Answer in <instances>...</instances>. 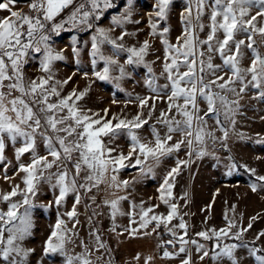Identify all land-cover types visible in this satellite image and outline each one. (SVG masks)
Masks as SVG:
<instances>
[{
    "label": "rangeland",
    "instance_id": "rangeland-1",
    "mask_svg": "<svg viewBox=\"0 0 264 264\" xmlns=\"http://www.w3.org/2000/svg\"><path fill=\"white\" fill-rule=\"evenodd\" d=\"M4 2L7 0H0V3ZM30 3L31 0H15V3L9 4V8L11 11L32 15L33 13L29 11ZM155 3L156 0H133L132 21H139V23L128 22L117 27L112 23V17L120 16L127 11V5L124 0H115L117 6L107 10L100 20L93 21V28H72L66 24L64 29L58 35H53L50 41L53 53L63 56V59L53 61L51 65L53 79L50 83L64 81L71 77L67 84L57 85L60 97L68 96L73 89L77 94L86 90V94L76 102L75 106L81 113L94 119L102 117L104 120H112L113 124L118 122L114 117L131 121L140 114L141 119L147 120V123L134 131L141 142L150 145L155 143L152 134L153 127L160 133L161 138L167 134V128L163 124L157 123L161 110L168 112L167 97L171 90V82L166 78L167 74L164 73L163 68L165 45L162 43V39H167L170 44L175 45L177 38L180 37L182 42L184 24L181 20V13L185 7V0H174V3L169 6L167 19L159 22L157 32H161L165 27L169 29L163 37L151 35L148 23L150 16L156 22ZM258 10V8H253L252 14L254 15ZM70 11L71 7L65 9L54 22L58 23L66 18ZM4 19H14L7 9L0 10V21ZM201 22L205 28L202 32L197 30L198 35L200 39H206L209 32L207 9ZM97 28L110 30L111 39L118 37L122 31L130 33L131 35H127L123 41H119L124 44L125 48H139L147 40L149 49L144 58L145 63L128 65L125 63L127 52H120L116 55L110 44H101V53L104 56H111L124 65L128 74L116 79L120 77V73L113 67L110 73L113 79L97 80L93 72L102 71L105 66L104 61L99 60L98 57L96 65L92 64V37L97 35ZM217 35L223 39V33H217ZM235 38L237 40L244 39L247 42V36L243 33H238ZM256 39L259 41L261 38L257 36ZM203 50L206 52L207 46H204ZM258 50L264 54V45H261ZM242 51L244 55L241 58L240 66L247 68L250 66L253 56L247 48H243ZM41 58L42 54L35 53L27 58V63L23 68L26 81L47 75L39 67ZM213 63L222 64L218 54H213ZM145 65L152 68L151 73L148 72ZM180 71H186V68L181 66ZM162 73L164 74L162 75ZM217 75H224L227 79L231 73L227 68H224ZM213 78L212 76L207 77V79ZM149 79L153 80V87L156 91H152L148 87L146 81ZM247 79L250 80L251 77L248 76ZM240 86L239 82L232 85L236 92H239ZM213 91L226 96L229 102H238V106L237 104L230 105L235 111L227 118L225 107L219 101L216 103L221 125L228 132L226 139L223 138V131L216 124L215 118H208L205 130L213 133L216 139L206 137L202 145L195 141L193 143V149L203 148L205 150L206 154L203 157H198L195 151L189 156V149L186 145H182L179 151L162 157L158 164L149 160L145 164V168L151 166V172L141 173L139 167L122 168L116 173L117 181H129L128 186L115 188L105 184L101 185L99 191L93 189L88 194L82 192L81 203L76 206L77 216L72 220H69L66 213L72 210L74 194H69L60 205H57L55 200L59 189L52 186L55 184V178L51 181L42 179L36 186V195L30 197L32 206L23 204L24 196L19 193L26 190L24 178L27 174L20 170V164H30L34 155L37 157L47 156L49 161L52 160V157L48 155L43 140L37 136L35 153H24L17 160L16 149L23 146V140L18 139L13 144L5 137V160L0 163V211L6 213L12 203L21 205L17 209L19 214H23L25 208H28L31 227L29 234L20 242L24 248L33 250L27 258V264H65L66 257L60 253L48 256L44 254L45 242L54 230L58 217L65 221V224L61 226L62 229L66 227L72 230V233H69L72 235V240L65 244L67 255H86L92 264H145L148 257H152L149 264H181V261L188 255L191 256V264H231V261L226 257L219 262L213 260L211 258L213 252H210L212 239L206 240L196 234L205 231L211 235L212 229H227L228 221L235 224L231 233H236L241 229H248V225L251 223L252 227L243 232L240 240L234 239L231 234L221 240L224 241L223 244H246L247 247L237 248L234 255L239 264H256L254 258L249 255V249L252 247L264 248V236L256 239L261 232H264V182L257 180L258 176H264V99L259 95L260 92H264V86L260 89L249 86L239 96L234 92L221 91L215 87ZM14 95H18V93H14ZM146 97L159 98L155 101L149 99L147 106L141 108L140 100ZM58 99L59 97L53 96L50 102H56ZM178 102L183 103L182 100ZM153 103H155L154 110H152ZM197 103L201 114L207 111V104L204 100L198 98ZM105 109L108 110L107 115H105ZM150 110L152 111L151 116H149ZM96 113L99 116H93ZM63 114L66 115L67 112L65 111ZM168 114L174 115L176 119H181L175 109ZM233 120L235 123L232 122ZM51 134L49 132V135ZM172 135L173 141H170V144L181 139L180 133H172ZM102 140L108 148L115 149L111 153L113 157L121 152L127 155L130 150L131 139L127 130L121 131L115 137L103 136ZM178 160L188 161V164L182 166L176 176L171 189L172 196L168 197L167 193H164L165 199L169 201L166 204L160 198V188L167 173L176 166ZM134 163V160L125 161V164ZM69 168H71V164H69ZM249 169H254L255 174ZM56 170L54 166L45 172V176ZM253 183L257 186L255 192L251 187ZM13 189H17L18 194L8 201H4L3 195L12 192ZM185 193H187L186 197ZM93 195L96 197L94 202L90 199ZM117 197L127 198L119 200L118 212L113 217L111 207L105 205L103 201ZM171 203L178 205V215L168 223V227L173 228L178 225L180 217H182L187 225L185 239L189 243L186 245L185 253H180L173 258H165L163 257L165 250L178 251L179 243L176 238L163 225L153 233L151 230L155 227V222L149 224L147 229H139V221L141 206L144 210L152 208L153 211L149 213V216H167ZM134 205L135 207H133ZM130 213L133 214L129 215ZM225 216H227V220ZM90 217L91 220H89ZM15 223L19 225V220ZM132 228H137L139 231L134 235L125 231V229ZM174 230L177 236L184 234L183 230L179 228ZM94 231L96 235H99L105 248L97 250V241L95 235L92 234ZM146 232L150 234L145 235ZM4 236L6 239L8 233L5 232ZM168 240H173L175 246L168 245L166 243ZM192 240L203 244L209 251V256L200 260L199 257L202 253L196 251V245L191 243ZM85 246H87V253ZM137 257L139 258L137 259ZM0 264L3 262L0 261Z\"/></svg>",
    "mask_w": 264,
    "mask_h": 264
},
{
    "label": "snow or ice",
    "instance_id": "snow-or-ice-1",
    "mask_svg": "<svg viewBox=\"0 0 264 264\" xmlns=\"http://www.w3.org/2000/svg\"><path fill=\"white\" fill-rule=\"evenodd\" d=\"M10 3H15V0L0 3V10H9L11 17L14 18L0 21V163L5 160V137L13 144L18 139L23 140V146L16 149L17 160L24 153H35L37 136L43 140L48 155L52 157V160L49 161L47 156L37 157L34 155L30 164H20L19 166L20 170L27 174L24 178L26 190L19 194L24 196L23 204L29 207L32 206L30 197L36 195L37 184L42 179L51 181L55 178V184L52 186L59 189V194L55 200L57 205H60L69 194H74L75 200L72 210L66 213L69 220H72L77 216L76 206L81 203L82 192L88 194L93 189L99 191L101 185L105 184L115 188L128 186L129 181H117L116 173L122 168L139 167L141 173L151 172V166L145 168V164L149 160L158 164L162 157L179 151L182 145H186L189 149V156L195 151L198 157H203L206 154L205 150L203 148L193 149V143L195 141L202 145L206 137L216 139L213 133L205 130L208 118H215L216 124L223 131L224 139L228 136L227 130L223 129L219 119L217 101L225 107L226 118L229 114H234L235 111L230 105L237 104L238 106V102H229L226 96L213 91V88L234 92L239 96L249 86L255 89L264 86V54L258 50L261 45H264V0H185V7L181 13V20L184 24L182 42L180 37L177 38L175 45L170 44L167 39H162V43L165 45L163 68L164 73L167 74L166 78L171 82V90L167 97L168 112L161 110L157 123L163 124L167 128V134L161 138L160 133L153 127L152 134L155 143L154 145L146 144L141 142L134 131L147 123V120L141 119L140 114L131 121L114 117L118 120L115 124L112 120H104L102 117L94 119L85 113H81L75 106L76 102L86 94V90L77 94L76 90L73 89L68 96L60 97L57 85L67 84L71 77L64 81L50 83L53 79L51 75L53 61L63 59L61 54L53 53L50 45L52 36L58 35L66 24L72 28H93V21L100 20L107 10L117 6L115 0H31L29 11L33 13L32 15L11 11ZM124 3L127 5V11L120 16L112 17V23L117 27L128 22L139 23V21H132L133 0H124ZM173 3L174 0H156L154 5L156 22L151 16L148 21L151 35L163 37L167 34L169 31L167 27L163 28L161 32H157V29L159 22L167 19L169 6ZM70 7L71 11L66 18L58 23L54 22L57 16ZM253 8L259 9L254 15L252 14ZM206 9L209 14V32L206 39H200L197 30L202 32L205 28L201 18L205 15ZM96 31L97 35L92 37L91 45L92 64L96 65L97 57L105 64L102 71L93 72L97 80L113 79L110 75L113 67L118 69L120 73V77L116 79L128 74L124 65L111 56H104L101 53V44H110L116 55L120 52H127L128 56L125 63L128 65L145 63L144 58L149 49L147 40L139 48H125L124 44L119 41H123L127 35H131L130 33L122 31L118 37L111 39L110 30L97 28ZM217 33H223V39H220ZM238 33L245 34L247 42L244 39L237 40L235 37ZM257 36L261 38L259 41L256 39ZM204 46H207L206 52L203 50ZM243 48L249 49L253 56L251 64L247 68L240 66L241 58L244 55ZM74 51L77 50L74 49ZM33 53L42 54L39 67L47 75L26 81L23 68L27 63V58ZM213 54L220 56L222 64L213 63ZM145 66L151 73L152 68L148 65ZM181 66L186 68V71L181 72ZM224 68H227L231 73L227 79L224 75H217ZM208 76L214 78L207 79ZM248 76L251 77L250 80L247 79ZM237 82L241 85L239 92H236V89L232 87ZM146 83L152 91H156L152 79L147 80ZM14 93H18V95H14ZM259 95L260 98L264 99V92H260ZM53 96L59 97V99L56 102H50ZM158 98L146 97L141 99V108L147 106L149 99L155 101ZM198 98L207 104V111L203 114H201L197 103ZM181 100L183 103L178 102ZM154 109L155 103L152 105V110ZM173 109L181 119H176L174 115L168 114ZM65 111L67 112L66 115L63 114ZM104 111L107 115L108 110L105 109ZM151 114L152 111L150 110L149 116ZM93 116H99V114L96 113ZM232 122L235 123L234 120ZM123 130H127L130 136V150L127 155L121 152L113 157L111 153L115 149L108 148L102 137H115ZM49 132L52 134L49 135ZM172 133H180L181 139L170 144L169 142L173 141ZM130 160H134L135 163L125 164V161ZM69 164H71V168H69ZM187 164L188 161L178 160L176 166L167 173L160 188V198L164 203H169L165 199L164 193H167L168 197L172 196L171 189L174 186L176 176L181 167L187 166ZM54 166L57 170L49 172L45 176V172ZM249 171L255 174L254 169H249ZM257 180L264 182V176H258ZM251 187L255 192L256 184L253 183ZM17 194V189H13L12 192L4 194L2 199L8 201ZM186 196L187 193H185ZM126 198L105 199L103 203L111 207L112 216L115 217L118 212L119 200ZM90 199L94 202L96 197L93 195ZM19 207L21 205L12 203L6 213L0 211V261L3 264H27V258L33 251L24 248L20 243L29 234L31 224L28 208H25L23 214H19L17 211ZM169 208L170 211L167 216H149V213L153 211L152 208L144 210L141 206L139 221V229H147L149 224L155 222V227L151 230L153 233L163 225L176 238L179 243L178 251L169 252L165 250L163 252L165 258H173L180 253H185L187 251L186 245L189 243L185 239L187 225L182 217H180L178 225L173 228L168 227V223L178 215V205L171 203ZM225 219L227 220V216ZM17 220H19V225L15 223ZM132 222L135 223V221ZM64 224L65 221L58 217L54 230L45 242V256L60 253L66 257L65 264H77V262L79 264H92L86 255H67L65 244L71 242L72 235L69 233H72V230L66 227L62 229L61 226ZM234 227L235 224L228 221L227 229H212L211 235L205 231L196 234L206 240L215 238L217 241L214 249H219V251L213 252L211 256L213 260L219 262L226 257L231 261V264H239L234 253L237 248L247 247V245L244 243L221 245L220 241L229 237L230 234L234 239L240 240L243 232L250 229L252 225L249 223L248 229L231 233V229ZM175 228L183 230L184 234L177 236ZM139 229L132 228L125 229V231L134 235ZM5 232L8 233L6 239ZM92 234L95 235L97 241V250L105 248L99 235H96L95 231ZM148 234L150 233H145V235ZM260 236H264V232H261L256 239L258 240ZM166 243L175 246L173 240H168ZM191 243L196 245L198 253H202L199 257L200 260L209 256V251L205 249L203 244H199L196 240H192ZM85 252L87 253V246H85ZM249 255L254 258L256 264H264V248L252 247L249 249ZM151 260L152 257H148L145 264H149ZM181 264H191V256H186Z\"/></svg>",
    "mask_w": 264,
    "mask_h": 264
},
{
    "label": "water",
    "instance_id": "water-1",
    "mask_svg": "<svg viewBox=\"0 0 264 264\" xmlns=\"http://www.w3.org/2000/svg\"><path fill=\"white\" fill-rule=\"evenodd\" d=\"M217 243V241L215 239H212L211 240V243H210V252H214V251H217L218 249H214V245ZM221 245L224 243L223 240L220 241Z\"/></svg>",
    "mask_w": 264,
    "mask_h": 264
}]
</instances>
